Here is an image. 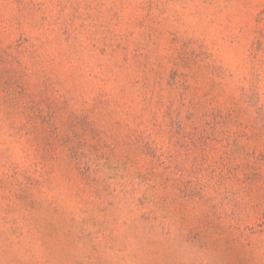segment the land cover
<instances>
[{
  "label": "rangeland",
  "instance_id": "374dc122",
  "mask_svg": "<svg viewBox=\"0 0 264 264\" xmlns=\"http://www.w3.org/2000/svg\"><path fill=\"white\" fill-rule=\"evenodd\" d=\"M0 264H264V0H0Z\"/></svg>",
  "mask_w": 264,
  "mask_h": 264
}]
</instances>
